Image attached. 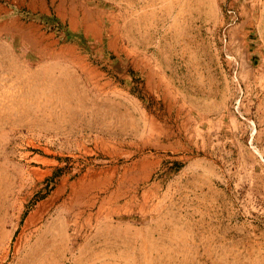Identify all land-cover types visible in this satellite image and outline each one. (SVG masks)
<instances>
[{
	"label": "rangeland",
	"instance_id": "1",
	"mask_svg": "<svg viewBox=\"0 0 264 264\" xmlns=\"http://www.w3.org/2000/svg\"><path fill=\"white\" fill-rule=\"evenodd\" d=\"M0 264H264V0H0Z\"/></svg>",
	"mask_w": 264,
	"mask_h": 264
}]
</instances>
